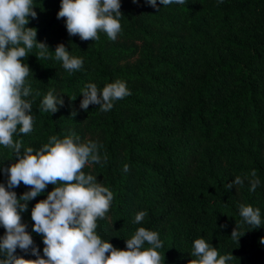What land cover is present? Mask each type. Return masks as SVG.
<instances>
[{
	"label": "trees",
	"instance_id": "16d2710c",
	"mask_svg": "<svg viewBox=\"0 0 264 264\" xmlns=\"http://www.w3.org/2000/svg\"><path fill=\"white\" fill-rule=\"evenodd\" d=\"M120 3L117 39L100 32L99 40L84 41L70 36L65 18H57L61 0H34L37 17H29L26 27L37 29L51 58L38 60L34 48L23 59L32 71L27 99L34 124L32 132L14 134V140L38 149L52 135L75 132L82 141L102 145L107 162L84 171L114 193L96 231L117 248H126L135 230L145 227L159 233L165 264H187L200 237L221 255L232 252L229 264H264V0H186L168 6L157 0L159 11L146 0ZM59 43L83 59L80 70L69 74L55 59ZM117 79L131 95L107 112L98 105L80 108L87 83L102 89ZM49 89L64 99L52 114L40 111ZM11 155L0 146L5 186L2 169L13 162ZM253 170L260 180L255 191L248 180L225 188ZM53 188L47 185L21 213L41 256L43 238L32 231L31 210ZM13 190L19 197L29 188L21 183ZM241 204L260 209V227L243 222ZM139 211L147 216L135 224ZM236 223L245 231L239 243L231 238ZM4 233L0 225V237ZM17 255L36 258L19 248Z\"/></svg>",
	"mask_w": 264,
	"mask_h": 264
},
{
	"label": "clouds",
	"instance_id": "9594fccd",
	"mask_svg": "<svg viewBox=\"0 0 264 264\" xmlns=\"http://www.w3.org/2000/svg\"><path fill=\"white\" fill-rule=\"evenodd\" d=\"M146 3L159 11L157 0ZM173 3L183 5L186 0H160L163 6ZM35 6L34 0H0V146L11 150L8 159L13 161L2 169L8 176L7 186L0 183V225L5 229L0 237V264H165V257L159 251L163 242L156 231L137 228L126 240L124 249L97 234V221L107 218L114 193L84 168L107 162V155L100 154L102 145L93 140L82 141L75 132L62 138L52 135L38 149L23 147L20 139L14 140V134L32 132L34 124L32 100L27 99L32 92L28 82L32 71L23 59L34 48L38 50L35 54L38 60L51 58L49 46L36 38L37 29L26 27L29 17H37ZM120 9V0H61L57 18H65L70 36L96 41L100 38L98 33L104 32L115 41L122 30ZM54 53L69 74L83 66V59L72 55L64 43H59ZM81 93V109L87 111L89 105H98L102 112L110 111L115 101L131 95L126 82L120 79L106 83L102 89L89 82ZM63 104V94L49 89L41 100L40 111L52 114ZM128 170L125 164L124 171ZM245 180L250 191L260 184L253 170L248 175H237L225 188L243 186ZM21 183L29 190L17 197L13 189ZM49 184L54 185L52 191L31 210L32 231L43 238L41 256L21 213L27 211L28 202L43 193ZM239 215L251 229L262 225L260 209L250 204H241ZM146 216V211H139L133 223L140 224ZM239 227L236 223L231 233L237 243L245 232L239 231ZM17 248L26 254L30 251L36 258L17 255ZM190 255L194 258L187 264H229L234 258L232 252L219 254L203 237L193 241Z\"/></svg>",
	"mask_w": 264,
	"mask_h": 264
}]
</instances>
